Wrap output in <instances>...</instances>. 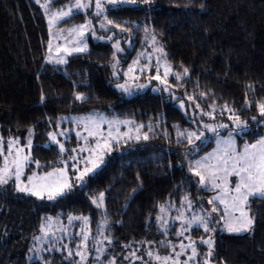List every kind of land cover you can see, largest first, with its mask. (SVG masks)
I'll return each mask as SVG.
<instances>
[{"label": "trees", "instance_id": "16d2710c", "mask_svg": "<svg viewBox=\"0 0 264 264\" xmlns=\"http://www.w3.org/2000/svg\"><path fill=\"white\" fill-rule=\"evenodd\" d=\"M72 1L0 0V137L4 144L14 138L23 144L31 130L32 162L27 171L45 173L75 155L61 153L50 133H56L66 149H78L80 144L75 135H61L72 125L62 122L63 117L100 112L144 127L140 139L113 143L87 186L74 184L64 196L40 200L16 191L12 183L0 186V264H80L79 256L68 255L69 251L75 254L77 245L87 256L83 264H109L113 257L115 264H157L147 252L170 255L179 242L181 226L166 221L160 230L157 217L162 207L169 210L166 218H173L182 206L206 216L211 213L207 199L212 192L201 187L190 171V162L211 149L217 137L203 125H228L219 129V136L232 130L238 147L264 137V122L251 119L261 120L256 103L264 102V0H149L107 12L120 25L124 21L137 24L138 33L143 27L152 30L172 68L189 70L183 81L187 95L183 108L180 101L162 93L125 97L115 87L118 79L109 64L110 45L91 41V36L87 50L67 56V63L48 62L49 36L42 5L50 3L53 10ZM86 18L83 13L74 14L61 25L82 23ZM77 94L85 99H75ZM246 100L253 102L251 107L245 108ZM224 105L248 122L240 135L235 134L230 113L221 112ZM178 130L203 136L193 144L178 143ZM68 174L74 179L71 166ZM100 193H104L103 207L93 203ZM250 215L255 222L244 234L223 231L219 212L211 213L215 231L206 233L200 227L185 231L194 241L196 261L264 264V201L255 198ZM69 217H86L87 224L83 219L70 222ZM49 218L60 221V229L56 228L61 237L42 241L38 237ZM82 229L88 233L86 250ZM207 235L213 241L211 257H207L208 245L200 242ZM98 247L105 249L102 255ZM132 251L142 259H125Z\"/></svg>", "mask_w": 264, "mask_h": 264}, {"label": "snow or ice", "instance_id": "6c2138e0", "mask_svg": "<svg viewBox=\"0 0 264 264\" xmlns=\"http://www.w3.org/2000/svg\"><path fill=\"white\" fill-rule=\"evenodd\" d=\"M39 2V0H37ZM109 3L115 4L117 0H108ZM123 2V0H121ZM132 3H135V0H131ZM147 2V0H145ZM45 8L46 14L50 13V3H45L42 5ZM90 7V4L84 3L83 0H75V3H69L65 5L64 8L58 9L55 13H51L49 17V29L50 35L53 36V39L64 38L67 44H70L71 47H61L56 46V55L53 57V43L52 40H49L48 51L49 56L47 57L48 62H55L57 64L67 63L66 57L71 56L74 53H81L87 50V44L84 43V34L87 24L79 25L68 30L60 29L57 33H52V28L59 24L61 21H66V18L73 15L74 10L86 9ZM95 8L97 9L95 15L97 17L103 15L105 12L104 0H95ZM105 21L107 25H113L112 20L107 19L105 16ZM106 24L102 22L100 27L103 29L106 27ZM115 27L120 28L119 24H116ZM127 29L121 28V31H126ZM147 31V30H146ZM111 39V37H109ZM155 36L152 37L153 42H155ZM117 51H120L119 44L114 45ZM156 51L163 53L162 48L156 49ZM63 53V55H61ZM139 64V59L133 62V65L129 66L128 71L124 73L125 76L128 73L137 71L134 67ZM116 65H113L115 68ZM140 72L144 71V68L141 67L138 69ZM157 75L152 77L153 79H160L159 72L160 66L159 61L157 62ZM188 69L184 68L183 73L187 75ZM171 73V66L168 65L164 70V80H161L162 84H167L166 78ZM117 75V73H113ZM175 79L180 81L183 79V76L179 73H174ZM136 79V77H133ZM144 85H141L143 87ZM117 87L125 93H129V87L127 81L123 84H117ZM250 89L251 85L248 86ZM165 91L168 90L166 86ZM203 95V94H201ZM75 99L83 101L85 97L82 94H77ZM190 100H193L194 97H189ZM251 101H245V108L252 106ZM183 107V103H181ZM199 108V105H196ZM257 110L261 120H257L256 116H253L251 119L257 123L264 122V102L256 103ZM215 109L213 108V111ZM227 110L230 113L229 118L233 119L236 126V135H240L248 127L247 121H242L239 115H236V111L229 108L228 105H224L221 109V112ZM207 114V113H205ZM78 125L83 127V131L87 135L82 136L80 132H77V137L82 138L84 143L78 149H66L64 144L57 139L56 133H50V138L56 144L59 145L60 152H72L75 155H69L66 159L62 160L60 163L62 167H54L52 171H47L43 175L38 173H33L29 175L25 180H22L25 168L31 163L30 155L25 151V148H31V139L29 138L27 144L24 147H20L19 140L14 138L7 142V153L4 152V141L0 137V156H3V165L0 166V186L7 185L10 181L15 184V189L18 192H23L31 196L37 197V199L43 200L47 198L48 200H54L57 197H61L71 192L74 184L84 187L87 186L88 182L91 180L92 176L102 167L104 164V155L106 150L110 151L112 141L115 140L119 142L118 138L112 135L113 125H118L120 123H128L118 120H109L107 117L102 114H91L87 117L81 118L75 121ZM108 124L109 131L107 136L103 134L102 125ZM144 125H140L136 128L138 135L136 139H140L139 132ZM203 128L209 132L216 134L217 139V149L209 153L207 156L201 158L200 160H195L193 163H190V170L199 177V183L201 187L211 188L216 190L217 194L208 201L209 204L213 205L211 208V213H220V220L224 222V230L229 233L240 234L243 232H248L251 230L254 225V218L250 215V210L252 207V202L255 198H259L264 201V137L259 138L255 143L245 144L242 150H238L236 147L235 139L233 138V131L229 130L227 138L219 137L220 128H228V125L220 124H204ZM149 126V131H151ZM118 131V130H117ZM63 135V133H61ZM119 135V134H118ZM124 136H128V133H124ZM31 136V130L29 131V137ZM203 136V133L197 134V132H177L178 143L182 140H186L189 144H193L194 140H200ZM130 138V137H129ZM143 139L147 140L148 135L144 134ZM196 147H199L198 145ZM195 150V149H193ZM87 153L86 156L83 153ZM36 166L39 168V162L35 161ZM71 166L72 176L74 179L69 178L68 170ZM232 177H235V181H232ZM135 192V190H133ZM185 200L188 202V206L191 207V201L185 197ZM104 193H100L97 199L93 200V203L97 207H103ZM217 202L219 205L223 206L222 211L216 206ZM163 212V207L161 208ZM211 213L208 216H193L185 225L184 228H191L193 225L202 226L204 231L211 232L215 231V228L211 227L212 217ZM236 213H239L237 216ZM183 218V213L180 214L178 219ZM51 218H49L50 220ZM73 219H83L84 224H87V218H74L69 217L71 222ZM160 221V226L165 228L166 221L163 217L157 218ZM49 225L42 226V231L47 235V228ZM101 229L104 227L100 226ZM100 234L104 237V240L108 244H111L112 241L108 236H105L101 230ZM81 235L84 242V249L86 250V242L88 240V233L83 229ZM178 236H183V230L177 234ZM203 244H207L209 252L207 257H211V250L213 246V241L211 238L204 240L203 238L200 241ZM161 244H164L162 241ZM194 242H190L188 245H185L183 242L180 243L179 247L180 252L175 251V246H173V253L171 255H165L161 257L159 253H153L148 251V257L155 256V259L159 264H189V261L193 260L197 256L195 247L193 246ZM125 247H130L125 245ZM188 248H191L192 255L188 257L187 260L181 262L179 257L183 254ZM105 249L97 248L96 251L102 255ZM69 257L76 255L80 257V264L87 259L85 251L81 250V245H77V251L73 254L71 251L68 252ZM129 257L134 259H142L136 255L135 251L130 252L129 256H126L125 259ZM100 255L96 257L97 260H100ZM109 264H115V257H113ZM204 264H208V260L204 261Z\"/></svg>", "mask_w": 264, "mask_h": 264}, {"label": "rangeland", "instance_id": "374dc122", "mask_svg": "<svg viewBox=\"0 0 264 264\" xmlns=\"http://www.w3.org/2000/svg\"><path fill=\"white\" fill-rule=\"evenodd\" d=\"M148 1L149 0H147V2H145V0H135V3H132L131 0H123V2H121V0H117V3L112 4V3H109L108 0H104L105 12L103 13V15L97 17L95 15V13L97 11V9L95 8V0H83L84 3L90 4V7L86 8V9L74 10L73 15L78 14V13H83L87 16L86 20L82 23L72 24V25L68 24V25H64V26L61 25V23L64 21H61L59 24L55 25L52 28V33L55 34L60 29L68 30V29H71V28L79 26V25L87 24V28L85 29V34H84V38H83L84 43H86L87 47H88V39L91 36V41H94L96 43H107L110 45V47H111V58H110L109 64H110V68L112 69L113 73L114 72L117 73V75H115L114 77L116 79H118V82L116 83L115 87L119 91H121L125 97H132L135 94H140V93H144V92H151L153 94L162 93V94L167 95V98L171 99L174 102L180 101L179 102V104H180V103H183V100L187 97V95L183 92V90H184L183 81L187 75H184L183 72H177L172 68L171 64L168 62V60L166 58L164 50H163V53L156 51V49L162 48V47L159 44V42H158L155 34L153 33V31L147 29L146 27H143L142 30H139L140 32L138 33V31H137L138 25L137 24H134L131 22L128 23L125 21H124V25L119 24L120 28H117V27H115V25L118 23H116L114 21V19L109 18L108 14H107V12L109 10L114 9V8L116 9V8H119L122 6H136V5H140V4H147ZM70 3H75V0H73ZM42 9H43L44 14L46 16L49 40L51 39L52 43H53V50H52L51 54L53 55V57H55L57 45H59L61 47H71V45L67 44L64 38L53 39V36L50 35V29H49V23H48L49 17H50L51 13H55L58 9L50 10L49 14H46L44 7H42ZM105 16L107 17V19L112 20L114 22V24L113 25H107L106 21L104 19ZM70 17L66 18V20H68ZM102 22H104L106 24V27L103 29L100 27V24ZM128 25L132 26L136 30L135 29L134 30L129 29L128 27H126ZM121 28H124L127 30L121 31ZM153 36H155V38H156L155 42H153V40H152ZM109 37H111V39H109ZM117 43L119 44V48L121 49L120 51H117V49L114 47V45H116ZM136 43H137V46L135 48H132V46ZM132 50H133V52H132ZM128 52H131L130 56L127 55ZM61 55H63V53H61ZM48 56H49V51H47V56H46L47 61H48V59H47ZM127 59H128L127 64L124 65V63ZM137 59H139V64L134 66L137 69V71L132 72V73H128V75L125 76L124 73H126L128 71L129 66L133 65V62ZM158 61H159V66H160V72H159L160 79H153L152 77H155L157 75L156 68H157V62ZM52 63H55V62H52ZM114 64L116 65L115 68H113ZM168 65L171 66V73L166 78L167 84L165 85V84L161 83V80L165 79L164 70H165V67ZM141 67L144 68L143 72H140L138 70ZM174 73H179L180 75L183 76V79L180 81H177L175 79ZM133 77H136V79H133ZM126 81H127L128 87H129V93H125L117 87V84H123ZM141 85H144V86L141 87ZM166 86L168 87L167 91L164 90ZM181 108H183V107H181ZM188 108H189V110H192V112H194V107L189 105ZM184 111H186V108L184 109ZM92 114H101V113L100 112H93ZM89 115H91V113L90 114H84V115H78V117H74V116L63 117L61 119L62 122H71L72 123L71 126H68L65 130H63L64 131L63 135L64 136L66 135L67 137H69L70 134H72V135H75L77 137V132H80L82 134V136L87 135V133H85L83 131V127L78 125L75 121L79 120L81 118L87 117ZM102 115L105 116L104 114H102ZM72 117H74V118H72ZM108 119L109 120H118V121L128 122V123H120L118 125H113V127H112V135L117 137L119 141L129 139V137L135 138L138 135V133L136 132V128L139 126L134 125L133 121H131V120H120L117 118H108ZM101 127H102L103 134L105 136H107L108 131H109L108 124H104ZM124 133H128L129 135L124 136L123 135ZM140 135H141V132H139V136ZM219 137L226 139L227 135L226 136H219ZM29 138L31 139V147H32V136L29 137V133L27 134L25 142L23 144H19L18 146L24 147L27 144V141ZM233 138L235 139L237 149L242 150L244 145L242 147H238L236 137L233 136ZM259 138H261V137H259ZM217 139H218V137H216L214 139V141H213L214 146L211 147V149L204 152L203 154H201L197 158H194L190 163H193L195 160H200L201 158L207 156L209 153L214 152L217 149ZM79 140H80V144L77 146V148H79L84 143L82 138H79ZM256 141H254L252 143H255ZM113 143H116V141L113 140L112 144ZM248 144H251V143H248ZM6 145L7 144H5V147H4L5 154L7 153V146ZM25 151L27 153H29L30 159H31V148L30 149L25 148ZM83 155L86 156L87 153L85 152V153H83ZM0 158H1L0 166H2L3 165V156H0ZM29 165H30V163L28 164V166L24 170L22 180L26 181L27 177L29 175H32L35 172V171H31V172L27 171ZM50 171H52V170H50ZM35 173H38V172H35ZM38 174L43 175L44 173H38ZM192 174H194V173L192 172ZM68 176H69V174H68ZM194 176L199 181V177H197L196 175H194ZM69 178H70V176H69ZM231 179L234 182L236 178L232 177ZM9 183H12L15 186V184L12 181H10ZM204 189L206 191L212 192L211 196L207 199V202L217 194L216 190H213L210 187L204 188ZM21 193H23V192H21ZM23 194L28 195L26 193H23ZM209 205H211V204H209ZM211 207H213V205H211ZM217 207L222 211L223 206L219 205L218 202H217ZM168 211H165V210L163 212L161 211L160 215L158 217H163V219L165 221H167V222L170 221V223H172V224H173V222L181 224V226H179L178 233H180L183 230L184 235L179 236V242H178V244L175 245V251L180 252L181 249H180L179 245L181 242H183L185 245H188L190 242H194L193 239H191L185 235V231L188 232V229H192L193 227L203 228L202 226H197V225H193L191 228H184V225L193 216H206V215L200 211L193 212V210L191 208L187 209L185 206H182L176 210L177 214L174 215L173 218L172 217L169 218V215L166 218ZM181 213H183V218L178 219V217L180 216ZM236 215L238 216L239 213H236ZM51 220H52V222L50 223ZM53 220H55V219L52 218V219L48 220L47 223H45L44 226L50 224V227L47 228L48 234L45 235V232L41 230L39 237H38L40 240H42V241L48 240V239L53 240V238H58V237L60 238L61 237V235H60L61 231L59 230L60 229V221L59 220L53 221ZM56 227H58L59 229H57ZM159 228H160V230H164V228H162L160 226V221H159ZM222 230L226 231V230H224V222L222 223ZM244 233H247V232H243L240 234H244ZM232 234H235V233H232ZM209 238H211V236L207 235L206 240ZM172 253H173V249L171 250L170 255ZM187 253H190V254L188 255ZM191 255H192V250H191V248H188L183 254L180 255L179 260L181 262H183V261L187 260L188 257ZM153 257L155 258V256H153ZM196 259H197V257H196ZM196 259L194 258L193 260L189 261V264H204V261L206 260L205 258H201L202 261L197 262ZM157 264H159V263H157Z\"/></svg>", "mask_w": 264, "mask_h": 264}]
</instances>
